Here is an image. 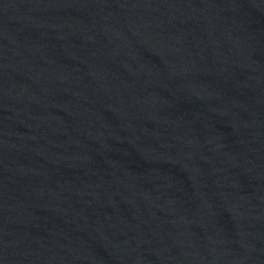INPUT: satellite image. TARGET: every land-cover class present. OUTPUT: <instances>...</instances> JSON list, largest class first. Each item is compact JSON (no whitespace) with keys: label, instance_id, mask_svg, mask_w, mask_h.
<instances>
[{"label":"water","instance_id":"95a60500","mask_svg":"<svg viewBox=\"0 0 264 264\" xmlns=\"http://www.w3.org/2000/svg\"><path fill=\"white\" fill-rule=\"evenodd\" d=\"M0 264H264V0H0Z\"/></svg>","mask_w":264,"mask_h":264}]
</instances>
